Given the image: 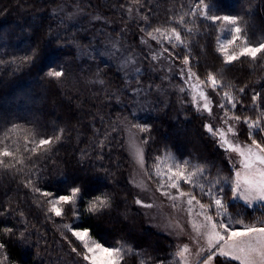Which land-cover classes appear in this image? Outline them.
Wrapping results in <instances>:
<instances>
[{
  "label": "trees",
  "instance_id": "obj_1",
  "mask_svg": "<svg viewBox=\"0 0 264 264\" xmlns=\"http://www.w3.org/2000/svg\"><path fill=\"white\" fill-rule=\"evenodd\" d=\"M63 1L0 0V137L9 129H19L5 142L13 149L19 146L18 155L30 157L23 165L0 167V244L4 245L0 261L86 264L72 251L78 242L63 227L70 224L90 229V234L105 245L126 242L135 254L126 258L125 264H140V259L148 264H169L175 252L171 240L146 226L135 204L128 180L123 122L148 127L142 137L148 139L144 146L149 171L155 157L164 155L166 150L178 160L205 165L211 174L209 179L217 174L233 175L231 162L217 139L205 130V118L186 106L185 112H180L174 98L170 109L157 105L145 119L135 117L134 89L140 80L147 84L149 72L127 80L116 65L94 54L91 46L97 36L95 30L69 22L61 9ZM84 1L111 23L113 32V25H125L136 44L140 35H147L154 28H179L170 18H178L196 2ZM216 3L220 14L239 16L249 36H264V0ZM186 20L193 31L181 30L187 47H176L174 53L188 54L192 71L201 80L211 72L225 88L231 89L238 101L231 113L252 120L259 118L264 113V58L253 61L243 57L225 64L218 51V26L199 16ZM34 51L36 55L32 56ZM25 56L32 59L25 62ZM53 69L62 70L64 75L49 77L47 73ZM216 92L223 98V89ZM257 93L261 99L254 106L252 97ZM241 121L239 138L251 143L249 129ZM26 134H34L37 139L55 135L61 138L47 152L32 155L23 151ZM256 138L264 141V134ZM72 187H80L83 197L76 202V216L71 206H63L65 213L55 216L48 211V198L33 190L39 188L58 196L70 195ZM102 194L107 195L110 206L95 214L89 212V202ZM222 195L232 217L242 218L245 223L264 219L261 205L249 208L232 201L230 186H225ZM5 228L12 231L5 232Z\"/></svg>",
  "mask_w": 264,
  "mask_h": 264
},
{
  "label": "snow or ice",
  "instance_id": "obj_2",
  "mask_svg": "<svg viewBox=\"0 0 264 264\" xmlns=\"http://www.w3.org/2000/svg\"><path fill=\"white\" fill-rule=\"evenodd\" d=\"M197 16L217 25L220 32L226 34L223 35L218 48L224 57L225 64H231L243 57L253 61L264 58V36L260 38L249 36L248 30L241 24L239 16L230 13L220 14L216 0H196L194 6H190L189 11L180 14L178 18H170L174 19V23L179 25V28L157 27L146 34L149 39L157 40L158 43L162 40L164 43L172 45L173 48L180 46L186 48L187 43L181 30L191 33L193 29L188 26L186 17ZM163 50L168 51L167 48ZM34 55H36L35 51L32 56ZM169 55L172 53L169 52ZM32 56H25L23 60L28 62ZM153 59H158V57L153 56ZM182 62L187 70V75L185 76V71L182 69L181 78L185 80V84L191 90L193 106L198 111L212 114L209 107L211 101L206 95L204 87H210L213 91L223 89V102L218 106L225 110L224 116L221 118L224 120L225 127L216 128L211 124H205L204 127L217 139L227 153H235L240 158V167L236 168L235 162H233L234 175L225 177L217 174L209 179L211 174L205 165L193 164L190 160H178L166 150L164 155L155 157L151 171H149L144 168V150L140 146L147 144L148 139L145 138L138 142L136 134L131 133L130 130L128 147L137 164L150 180L154 178L157 184L156 191L171 202L172 209L186 215V223L192 229L193 235L190 239L195 245V251L193 252L188 244L178 245L174 258L169 264H192L190 258L193 255L196 257L195 264H216L217 258L224 260L226 264L231 261H235L237 264H264V219L245 223L242 218L232 217L228 212L229 205L225 203V196L222 195L225 186H230L233 201H242L249 208L255 207L257 204L264 206V141L256 138L258 135L264 134V113H261V116L255 120L235 113L230 115L229 113L236 108L238 103L231 89L225 88L217 75L211 72L208 73L205 80H201L192 71L188 54H185ZM125 63L133 64L134 60L129 58ZM136 71L139 72V69ZM47 74L49 77L60 78L64 72L53 69ZM193 77L196 78L195 83H189ZM179 90L186 91L183 86ZM259 99L261 97L258 93L253 95L254 106ZM230 120L235 121V124L229 123ZM241 120L249 129L248 139L251 144H241L238 140L232 139L237 135L236 124H239ZM132 128L139 132L149 130L146 125L141 124H133ZM18 131L19 129L14 127L9 129L3 137H0V167L23 165L25 159L30 158L24 157L22 153L18 155L19 146L13 149L11 144L5 142L9 139L10 134H15ZM60 138V135H55L51 138L37 139L34 134H26L23 151L32 155L42 154L47 152L51 145ZM28 184L31 185L32 181H29ZM183 185H188V187L185 189ZM33 190L48 198V211L55 216L60 217L65 213L63 206H71L73 216L78 215L76 202L83 199L80 187H72L70 195L58 196L39 188ZM205 197H207L206 201ZM136 203L146 208L155 207L154 204H146L140 199H137ZM109 206L110 201L107 195L102 194L89 202L87 210L95 214ZM236 225L240 227H236ZM174 226L179 229L180 233L184 232V228L179 222H176ZM63 227L78 242L72 246V251L82 257L86 264H125L126 258L135 254V250L126 242H117L116 246L105 245L94 238L88 228L73 227L70 224H65ZM4 231L11 232L12 229L5 228ZM20 235L23 236V233ZM69 242L72 243L71 240ZM3 248L4 245L0 244V249ZM6 259L7 257H5ZM0 264H4V261H0ZM140 264H148V261L140 259ZM161 264L164 262L161 261Z\"/></svg>",
  "mask_w": 264,
  "mask_h": 264
},
{
  "label": "rangeland",
  "instance_id": "obj_3",
  "mask_svg": "<svg viewBox=\"0 0 264 264\" xmlns=\"http://www.w3.org/2000/svg\"><path fill=\"white\" fill-rule=\"evenodd\" d=\"M62 3L61 9L69 22L80 26L82 29L95 30L94 32L97 36L91 46L94 54L116 65L127 80L136 79L141 74L149 72L147 76L150 79L147 80V84L145 85L140 80L138 82L141 84L134 89L133 115L135 117L145 119L148 111L156 108L157 105L159 107L163 104V108L168 106L170 109V100L174 98L178 103L177 107L180 109V112H185V106L190 107L194 113H198L201 117L205 118L204 125L211 124L216 128L225 127L224 120L221 119L224 116L225 110L218 106L223 102V98L210 87H204V91L211 101L209 107L212 110V114L209 115L206 111H198L193 106L192 92L188 88V85L185 84V80L181 78L182 69L185 71V76L187 75V70L182 62L184 56H181L180 53H174L175 48L172 45L164 43L162 40L158 43L157 40L149 39L147 35H144L145 37L140 35V42L136 44L125 25L121 28H116L113 25L115 30L113 32L110 30L111 23L100 17L99 13L93 10L91 5L87 4L84 0H64ZM223 35L226 34L220 33L219 44L222 42ZM164 48H167L168 51H164ZM181 48L183 49V46H180ZM169 52L172 55H169ZM153 56H157L158 59H153ZM129 58L134 60L133 64L125 63ZM136 69H139V72ZM195 79L193 77V80L189 83H195ZM181 86L185 87V92L179 90ZM232 113L230 112L229 114L231 115ZM229 123L235 124V121L230 120ZM240 123L236 124L237 135L232 137V139L238 140L241 144H251L249 142L245 143L239 138ZM132 125L130 122H123L122 131L125 152L129 160L128 180L135 197L136 207L142 213L146 226L171 240L174 251H176L178 245L188 244L194 252L195 245H193L190 239L193 233L191 227L186 223V215L179 211H174L170 206L171 202L162 196L160 192L156 191L157 184L154 178L150 180L148 176L144 175L143 170L129 150L130 130L131 133L136 134L138 142L143 139L142 132L132 128ZM140 146L144 150V168H146L145 146L144 144ZM219 146L221 147L220 144ZM221 148L224 150L223 147ZM226 154L229 160L231 158L232 168L233 162H235L236 168H239L240 158L235 153L226 152ZM138 184L141 186H137ZM137 199L142 200L146 204H154L155 207H142L136 203ZM235 202L245 205L242 201ZM259 205L257 204L252 208H256ZM176 222H179L181 227L184 228L183 233H180L179 229L175 228ZM190 259L192 260V264H195L196 257L193 255ZM219 261L224 260L217 258L216 264Z\"/></svg>",
  "mask_w": 264,
  "mask_h": 264
}]
</instances>
